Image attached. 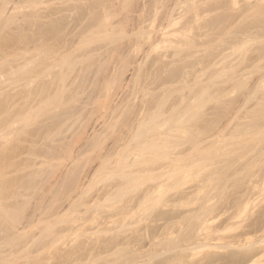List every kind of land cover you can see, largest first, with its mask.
<instances>
[{
  "label": "rangeland",
  "instance_id": "374dc122",
  "mask_svg": "<svg viewBox=\"0 0 264 264\" xmlns=\"http://www.w3.org/2000/svg\"><path fill=\"white\" fill-rule=\"evenodd\" d=\"M0 5V264H264V0Z\"/></svg>",
  "mask_w": 264,
  "mask_h": 264
},
{
  "label": "bare ground",
  "instance_id": "6f19581e",
  "mask_svg": "<svg viewBox=\"0 0 264 264\" xmlns=\"http://www.w3.org/2000/svg\"><path fill=\"white\" fill-rule=\"evenodd\" d=\"M1 3H2V2H1ZM0 6H1V5H0ZM1 8H2V7H1ZM6 9H7V8H6ZM5 11H6V10H5ZM12 11H13V10H12ZM6 13H7V12H6ZM0 29H1V28H0ZM1 66H2V65H1ZM263 98H264V96H263ZM263 103H264V102H263ZM263 103H262V104H263ZM4 105H5L4 102H1V103H0V107H1V108H2ZM261 107H264V106H261ZM260 111H262V110H260ZM258 113H259V112H258ZM263 114H264V111H263ZM263 134H264V133H263ZM5 153H6V152H5ZM1 154H2V153H1ZM1 154H0V155H1ZM1 156H2V155H1ZM5 157H6V155H5ZM1 158H2V157H1ZM5 159H6V158H5ZM5 159H4V160H5ZM2 161H3V160H2ZM2 167H3V166L1 165L0 168H2ZM263 171H264V170H263ZM262 175H263V174H262ZM261 180H262V179H261ZM4 183H5V182H4ZM262 183H263V182H262ZM0 184H2V182H1ZM5 184H6V183H5ZM5 184H4V185H5ZM4 185H1V186H0V190H1V188H3L2 186H4ZM6 185H7V184H6ZM6 185H5V186H6ZM258 186H259V185H258ZM2 190H4V189H2ZM2 190H1V192H2ZM0 224H2L1 220H0Z\"/></svg>",
  "mask_w": 264,
  "mask_h": 264
}]
</instances>
